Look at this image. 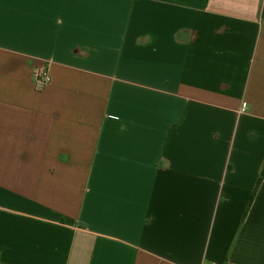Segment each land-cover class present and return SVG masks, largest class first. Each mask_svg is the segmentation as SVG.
Here are the masks:
<instances>
[{
	"label": "crops",
	"instance_id": "0c3cea01",
	"mask_svg": "<svg viewBox=\"0 0 264 264\" xmlns=\"http://www.w3.org/2000/svg\"><path fill=\"white\" fill-rule=\"evenodd\" d=\"M263 164L264 0H0V264H264Z\"/></svg>",
	"mask_w": 264,
	"mask_h": 264
},
{
	"label": "built area",
	"instance_id": "2783aa9c",
	"mask_svg": "<svg viewBox=\"0 0 264 264\" xmlns=\"http://www.w3.org/2000/svg\"><path fill=\"white\" fill-rule=\"evenodd\" d=\"M36 78L39 82H41L43 85L50 82V76L49 73L46 70H40L36 74ZM243 109L245 108V104L242 105Z\"/></svg>",
	"mask_w": 264,
	"mask_h": 264
},
{
	"label": "trees",
	"instance_id": "16d2710c",
	"mask_svg": "<svg viewBox=\"0 0 264 264\" xmlns=\"http://www.w3.org/2000/svg\"><path fill=\"white\" fill-rule=\"evenodd\" d=\"M263 173H264V164H263V166H262V168H261L260 179L263 178Z\"/></svg>",
	"mask_w": 264,
	"mask_h": 264
}]
</instances>
